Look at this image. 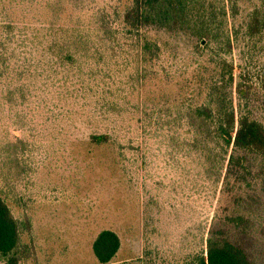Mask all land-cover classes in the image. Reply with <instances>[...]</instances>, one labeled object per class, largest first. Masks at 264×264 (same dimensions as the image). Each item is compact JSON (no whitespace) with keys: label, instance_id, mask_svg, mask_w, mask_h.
Wrapping results in <instances>:
<instances>
[{"label":"rangeland","instance_id":"1","mask_svg":"<svg viewBox=\"0 0 264 264\" xmlns=\"http://www.w3.org/2000/svg\"><path fill=\"white\" fill-rule=\"evenodd\" d=\"M131 2L0 0V195L17 219L31 223L23 240L34 256L22 264H99L93 243L103 230L121 241L109 264H188L211 233L264 264V158L239 151L251 171L208 177L198 158L177 145L182 133L162 126L205 100L213 63L201 46L209 59L196 77L192 36L148 32L163 49L161 60L143 85L121 75V106L109 120L95 116L98 104L75 97L66 101L70 116L47 119L45 77L59 74L71 84L81 78L47 51L53 39L65 27L95 28L102 16L120 26ZM213 4L234 34L221 52L236 77L253 86L250 108L264 124V34L244 33L248 14L264 0ZM102 133L110 135L108 144L91 141ZM238 216L245 217L240 225L231 221Z\"/></svg>","mask_w":264,"mask_h":264},{"label":"trees","instance_id":"2","mask_svg":"<svg viewBox=\"0 0 264 264\" xmlns=\"http://www.w3.org/2000/svg\"><path fill=\"white\" fill-rule=\"evenodd\" d=\"M72 1L77 5L83 2ZM117 23L106 22L102 16L95 28L65 27L60 32L65 35L53 39L47 51L57 57L61 68H71L81 78L71 84L59 74L45 77L41 103L47 119L55 121L66 118L67 114L70 116L73 111L66 101L75 97L98 104L95 116L109 120L121 106V85L117 82L121 75L128 72L135 83L143 85L161 60L163 49L148 36V32L186 34L197 41L196 77L209 59L201 55L200 48L210 49L207 55L211 56L209 61L213 63V69L206 80L205 100L201 104L187 105L181 118L173 122L163 120L162 126L182 133L183 136L175 137L177 145L185 148L188 156L198 158L208 177L212 173L219 178L223 174H233L237 168L251 171L238 152L264 158V124L253 117L250 108L253 86L236 77L233 65L223 54L226 52H221L224 47L231 48L234 34L227 22L217 15L213 0H132L122 14L120 26ZM244 33L250 39L263 36L264 5L248 14ZM108 59L114 63L110 65ZM85 91H88L87 96L83 94ZM90 139L96 145H105L109 143L110 135L92 134ZM244 219V216H238L231 221L239 224ZM30 232V220L17 219L0 195V260L5 264H22L32 258L34 247L23 240V235ZM120 247V238L112 230L101 231L93 243L99 264L113 262ZM188 264L253 263L237 244L211 233L205 240L204 252Z\"/></svg>","mask_w":264,"mask_h":264}]
</instances>
